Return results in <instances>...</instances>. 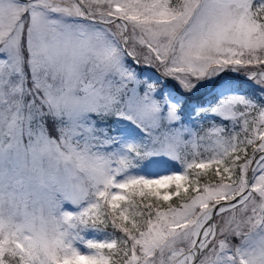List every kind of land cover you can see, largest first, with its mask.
Segmentation results:
<instances>
[{"label": "snow or ice", "instance_id": "obj_1", "mask_svg": "<svg viewBox=\"0 0 264 264\" xmlns=\"http://www.w3.org/2000/svg\"><path fill=\"white\" fill-rule=\"evenodd\" d=\"M0 264H264V0H0Z\"/></svg>", "mask_w": 264, "mask_h": 264}, {"label": "rangeland", "instance_id": "obj_2", "mask_svg": "<svg viewBox=\"0 0 264 264\" xmlns=\"http://www.w3.org/2000/svg\"><path fill=\"white\" fill-rule=\"evenodd\" d=\"M235 75H236V74H235ZM242 79H243V78H240L241 81H242ZM244 79H245L244 82L248 83V87H250V88L253 90L252 94H254L255 91H256L254 85L252 84V82L248 81L246 78H244ZM242 85H243V84H240V85L237 87V90H238L241 94H249L247 91H245L244 89L241 88ZM253 88H254V89H253ZM205 126H206V125H205ZM203 147H204V146L198 147L195 151H197V152H203ZM207 147L211 148L212 146H211V145H207ZM209 154H210V153H205V154H204V158H206L207 155H209ZM197 159H200V157H197ZM88 238H96V239H97V237H96L94 234H88ZM99 239H100V238H99Z\"/></svg>", "mask_w": 264, "mask_h": 264}, {"label": "trees", "instance_id": "obj_3", "mask_svg": "<svg viewBox=\"0 0 264 264\" xmlns=\"http://www.w3.org/2000/svg\"><path fill=\"white\" fill-rule=\"evenodd\" d=\"M233 75H235V74H233ZM240 84H243L242 87H241L242 89H244L245 91H247L249 94L250 93L252 94L253 90L250 87H248V83H246V82H244L242 80ZM89 234H94L97 237V239H99V238L102 239L103 238L102 234H96V233H89Z\"/></svg>", "mask_w": 264, "mask_h": 264}]
</instances>
